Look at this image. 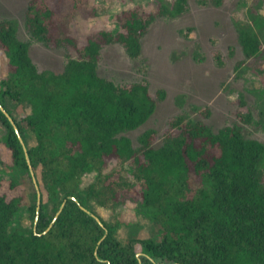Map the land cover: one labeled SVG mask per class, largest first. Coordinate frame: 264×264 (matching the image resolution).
Here are the masks:
<instances>
[{
	"label": "trees",
	"instance_id": "1",
	"mask_svg": "<svg viewBox=\"0 0 264 264\" xmlns=\"http://www.w3.org/2000/svg\"><path fill=\"white\" fill-rule=\"evenodd\" d=\"M222 1L196 0L200 5ZM186 10V0L161 2L148 11L128 9L118 16L115 31L90 33L80 45L69 24L77 15L93 14L83 0H29L26 32L47 48L64 49L59 73L39 71L29 43L17 37L15 22L0 19V49L6 57L0 104L24 143L25 130L34 135L35 145L25 146L41 195L34 227V184L24 150L0 110L2 142L11 163L27 170L34 196L27 205L30 227L22 228L12 227L25 200L15 190L18 183L9 180L16 191L11 197L0 193V264H264V144L242 130L243 125L260 124L252 112H237V123L217 131L182 113L168 120L159 138L146 130L133 147L125 132L151 117L155 97L146 81L115 82L98 73L104 48L118 44L136 60L150 25ZM259 19L264 21L252 18L255 24ZM237 33L244 59L258 58L259 30L243 23ZM215 57L221 64L218 53ZM157 95L162 98L163 92ZM6 98L26 103L30 113L15 118ZM201 113L207 117L209 109ZM91 172L94 177L83 184V176ZM2 182L0 177V189ZM124 195L139 199L157 225L155 235L122 243L116 237L118 224L105 222L92 209L93 204L112 209Z\"/></svg>",
	"mask_w": 264,
	"mask_h": 264
},
{
	"label": "rangeland",
	"instance_id": "2",
	"mask_svg": "<svg viewBox=\"0 0 264 264\" xmlns=\"http://www.w3.org/2000/svg\"><path fill=\"white\" fill-rule=\"evenodd\" d=\"M29 0H0V19L16 24L17 37L29 43V54L39 71L61 72L65 51L47 48L31 39L26 32L24 18ZM92 15L74 17L69 27L80 45L88 34L98 30L115 31L118 16L128 9L142 7L146 11L158 3L174 0H83ZM187 10L175 18H161L152 23L142 39L141 55L129 59L123 48L110 45L103 49L98 73L115 82L146 81L155 97L156 108L151 117L137 129L125 132L133 147L138 137L152 129L157 138L167 127L168 120L179 114L204 121L213 131L237 123V112L249 109L259 125H243V134L264 144V21L255 24L253 17H264V0H223L220 5L208 2L200 5L186 0ZM243 23L259 30L262 51L255 60H245L238 43V28ZM222 61L217 63L216 54ZM244 61L241 66L239 63ZM6 73V57L0 49V78ZM163 92L159 98L158 91ZM242 99L244 104H241ZM6 107L19 119L30 113L23 102L5 99ZM209 109L206 117L201 113ZM5 128L0 123V193L11 197L16 191L24 193V203L13 220L12 227L29 228L31 217L27 205L33 202V188L27 170L11 163L10 153L2 142ZM27 147L35 145L31 131L25 130ZM264 183V159L261 164ZM95 173H87L82 182H89ZM15 180L16 191L9 188ZM35 188V187H34ZM36 191V190H35ZM42 201L46 202L43 191ZM51 212V205L48 207ZM92 209L107 223H117L116 237L125 243L127 238H146L155 235L157 225L149 218L137 197L124 195L112 209L92 205ZM136 252L140 246L136 244ZM140 257V255H139Z\"/></svg>",
	"mask_w": 264,
	"mask_h": 264
},
{
	"label": "water",
	"instance_id": "3",
	"mask_svg": "<svg viewBox=\"0 0 264 264\" xmlns=\"http://www.w3.org/2000/svg\"><path fill=\"white\" fill-rule=\"evenodd\" d=\"M0 110H1L2 113L7 117L8 121L10 122L11 126L13 127V129H14V131H15L17 137H18V140H19V142H20V144H21V146H22V148H23V150H24V154H25V158H26V163H27V165H28V170H29L30 176H31V178H32V182H33L34 187H35V190H36V216H35V220H34V227H35V225H36V221H37L38 216H39V211H40V210H39V209H40V202H41L40 190H39V187H38V184H37V180H36V178H35V176H34V172H33V170H32V166H31V164H30V160H29V158H28L27 148H26V146H25V143H24V141H23V139H22L21 134H20V132H19L17 126L15 125L14 120L12 119V117L8 114V112L4 109V107H3L1 104H0ZM63 205H64V203L61 205V207H60L59 210L57 211V213H56L54 219L52 220V222L50 223L49 227L53 224L55 218H56L57 215L60 213V211H61ZM89 213H90V212H89ZM90 214L95 218V220H96L98 223H100V224L102 225L101 221L99 220V218H98L97 216H95V215L92 214V213H90ZM49 227H48V228H49ZM48 228H47V229H48ZM105 234H106V231H105ZM136 255H137V257H139V255H141V253H137Z\"/></svg>",
	"mask_w": 264,
	"mask_h": 264
}]
</instances>
